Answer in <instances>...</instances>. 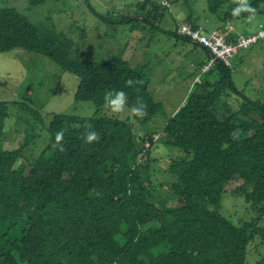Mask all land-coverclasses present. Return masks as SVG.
I'll return each mask as SVG.
<instances>
[{
    "label": "trees",
    "instance_id": "1",
    "mask_svg": "<svg viewBox=\"0 0 264 264\" xmlns=\"http://www.w3.org/2000/svg\"><path fill=\"white\" fill-rule=\"evenodd\" d=\"M48 1L28 0L32 7ZM199 4L215 17L212 28L229 32L232 42L247 33L228 26L264 20V0H195ZM129 7L170 10L153 0ZM195 7L175 10L174 28L186 16L209 30ZM130 17L121 20L151 22L140 12ZM16 48L77 76L75 100L92 103L96 113L55 115L47 146L31 160L27 145L3 147L10 110L26 117V132L44 124L42 113L26 102L0 101V264H247L248 256L250 264L251 257L264 264V102L234 85L236 67L218 61L157 131L145 128L163 109L145 67L118 55L80 59L64 34L42 30L17 8H0V53ZM121 94L134 121L99 115ZM155 133L164 140L144 158V136ZM170 148L176 153L168 154ZM164 160L169 166L157 168ZM168 173L174 178L166 179ZM225 194L244 197L253 219L236 224L224 216Z\"/></svg>",
    "mask_w": 264,
    "mask_h": 264
},
{
    "label": "rangeland",
    "instance_id": "2",
    "mask_svg": "<svg viewBox=\"0 0 264 264\" xmlns=\"http://www.w3.org/2000/svg\"><path fill=\"white\" fill-rule=\"evenodd\" d=\"M136 1L140 0H49L44 5L32 7L28 0H0V8H17L42 30L64 34L73 42V55L80 59L104 61L118 55L134 66L160 69L161 78L154 94L163 109L155 121L145 126L159 131L163 127L158 125L167 123L174 109L186 101L195 87L197 76H200L207 63L199 64L203 54L195 52L191 43L174 33L186 23L174 28V11L194 8L195 0H169L170 10L145 11L129 7ZM153 1L163 5V0ZM198 6L201 5L195 9H201ZM132 12L143 13L151 22L147 26L131 20L123 23L128 19H121L130 17ZM258 21L261 19H255L248 29L242 21H238L239 30L254 31ZM261 45L264 43L250 50H242L238 55L243 62L238 61L236 55L232 58V64L234 69L236 67L234 85L239 90L247 91L252 99L264 102V49H261ZM0 82L5 83L0 87V101L26 102L43 115L44 124H38L34 131L31 129L26 132V117L21 115L20 119L18 109L12 107L10 110L3 147L14 149L27 145L25 155L31 160L36 159L47 146V127L55 115L92 117L96 113L92 103L75 100L78 77L43 55L21 48L0 53ZM236 107L237 104L234 105ZM99 115L134 121L126 94L119 95L105 105ZM159 148H153L156 151L154 155H159ZM170 151L168 154L176 153L175 149L171 148ZM161 156L168 158L162 152ZM160 164H156V167H162L163 170L169 166L165 160ZM165 177L169 180L174 178L171 173ZM220 212L236 224L251 221L254 217L244 197L232 194L223 196ZM249 257L247 264H250ZM251 259V264L258 260L254 257Z\"/></svg>",
    "mask_w": 264,
    "mask_h": 264
},
{
    "label": "built area",
    "instance_id": "3",
    "mask_svg": "<svg viewBox=\"0 0 264 264\" xmlns=\"http://www.w3.org/2000/svg\"><path fill=\"white\" fill-rule=\"evenodd\" d=\"M165 5H169L167 1ZM231 32H236L235 29L230 26ZM228 30V31H229ZM180 34L190 41L202 45L208 49L212 58L209 59L204 67L202 73L205 74L215 66L216 60L224 61L228 66L233 68L232 58L244 49H249L252 46L259 43L264 39V23L258 26L256 33L252 34H240L239 38L232 42L229 40L228 35L220 32L219 30H206L201 25L194 26L190 23H185L180 28ZM150 142L146 141L143 145L142 153L146 154L149 150Z\"/></svg>",
    "mask_w": 264,
    "mask_h": 264
},
{
    "label": "crops",
    "instance_id": "4",
    "mask_svg": "<svg viewBox=\"0 0 264 264\" xmlns=\"http://www.w3.org/2000/svg\"><path fill=\"white\" fill-rule=\"evenodd\" d=\"M199 10H202L203 12H204V10L201 8V9H199ZM198 13L200 14V11H198ZM205 13V12H204ZM205 17L203 18V17H200L199 19H201L202 20V23H205V24H207L208 26H210V28H208V29H212V27H214V25H215V22H216V20H215V17H210V16H208L206 13H205ZM184 18V17H183ZM205 19V21H203ZM182 21H185V18L183 19V20H181V22ZM210 21V23H207V22H209ZM264 21V20H263ZM263 21H259V22H257L256 24V26H255V30L254 31H245L247 34H249V33H253V32H255L256 31V29H257V26H258V24L260 23V22H263ZM253 23V21L250 23V24H247L246 25V28L248 29V28H250L251 27V24ZM237 24L238 23H233V27H234V29L236 30V31H240L239 30V28H238V26H237ZM244 32V33H245ZM190 43V42H189ZM261 43H264V41H262V42H260L259 44H261ZM193 46H194V49H195V52H197V53H202L203 54V56H202V59H200L199 60V64H203L204 62H206L207 60H208V58H210L211 56H210V53L205 49V48H203V47H201V46H198V45H196V44H193V43H191ZM261 47V49L263 50L264 49V45H261L260 46ZM236 59L238 60V61H242L243 62V59L242 58H239V55H237L236 56ZM252 70V69H251ZM144 74L146 75V78H147V80L149 81V83H150V85H149V89L153 92V94H154V91L156 90V88L158 87V81H159V79L161 78V72H160V69H144ZM247 92V91H246ZM248 93V92H247ZM154 97H155V94H154ZM185 102V101H184ZM179 108H180V106L179 107H177L176 109H174V111H173V113H172V116L171 117H173V116H175V114H176V112L179 110ZM157 117H159V115L157 116ZM157 117H155L154 119H153V121H155L156 119H157ZM166 125V123L164 124V125H158V126H162V127H164ZM171 149V148H170Z\"/></svg>",
    "mask_w": 264,
    "mask_h": 264
},
{
    "label": "clouds",
    "instance_id": "5",
    "mask_svg": "<svg viewBox=\"0 0 264 264\" xmlns=\"http://www.w3.org/2000/svg\"><path fill=\"white\" fill-rule=\"evenodd\" d=\"M165 1H167L168 3H169V5H165L164 4V2ZM162 4H163V6H165V7H168L169 9H170V7H171V3H170V1L169 0H163L162 1ZM184 22H186V23H190V24H192L191 22H189V21H182V22H180V23H184ZM180 23H179V25H180ZM262 23H264V22H260L259 24H258V26L260 25V24H262ZM199 26V25H198ZM179 27V26H178ZM214 29H216V28H212V29H209L208 31H210V30H214ZM216 30H218V29H216ZM228 30H229V26H228ZM257 30H258V28L256 29V31L254 32V33H256L257 32ZM236 31V30H235ZM221 32V31H220ZM228 32V31H227ZM178 33H179V35L181 36V37H183V38H186V37H184V36H182L181 34H180V28H178ZM249 34H252V33H249ZM264 40V39H263ZM263 40H261V41H263ZM260 41V42H261ZM259 42V43H260ZM194 43V42H193ZM259 43H257L256 45H258ZM197 44V43H196ZM199 46H201V47H203V48H205L207 51H208V49L206 48V47H204V46H202V45H199ZM253 47V46H252ZM251 47V48H252ZM250 49V48H249ZM248 49V50H249ZM209 52V51H208ZM210 53V52H209ZM240 53V52H239ZM238 53V54H239ZM238 54H236V55H238ZM235 55V56H236ZM210 56H211V54H210ZM212 58V56L210 57V58H208V60L209 59H211ZM207 60V61H208ZM206 61V62H207ZM218 61H222V60H216L215 61V66H214V68L216 67V63L218 62ZM222 62H224V61H222ZM225 63V62H224ZM226 64V63H225ZM227 65V64H226ZM228 66V65H227ZM229 67V66H228ZM214 68H212L211 70H213ZM233 69H234V66H233ZM210 70V71H211ZM210 71H208L207 73H205V75H207ZM204 74L201 72V74H200V76H197V79H196V82H200V78H201V76H203ZM145 137V140L143 141V143H142V146H141V154H142V156L144 157V158H147V156H148V153H149V150L151 149V147H152V145H153V143L154 142H159V140H162V134H160V133H155V134H153L152 135V137L150 138V137H148V136H144ZM146 141H149L150 142V147H149V150H148V152L146 153V154H143L142 153V149H143V145L145 144V142Z\"/></svg>",
    "mask_w": 264,
    "mask_h": 264
},
{
    "label": "bare ground",
    "instance_id": "6",
    "mask_svg": "<svg viewBox=\"0 0 264 264\" xmlns=\"http://www.w3.org/2000/svg\"><path fill=\"white\" fill-rule=\"evenodd\" d=\"M200 84V83H199ZM183 106V105H182Z\"/></svg>",
    "mask_w": 264,
    "mask_h": 264
}]
</instances>
